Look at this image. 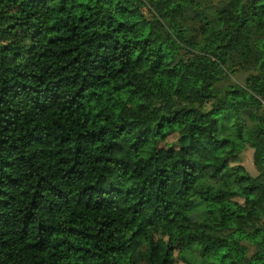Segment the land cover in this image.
<instances>
[{
    "label": "clouds",
    "instance_id": "9594fccd",
    "mask_svg": "<svg viewBox=\"0 0 264 264\" xmlns=\"http://www.w3.org/2000/svg\"><path fill=\"white\" fill-rule=\"evenodd\" d=\"M151 2L156 6L149 0H69L60 11L62 0H48L41 9L27 0H0V88L5 79L10 83L13 77L19 79L21 71L33 73L28 81L33 87L47 86L44 96L39 92L31 99L5 96L0 120L8 108H21L35 117L32 127L48 124L52 133L43 152L44 145H29L9 155L12 140L0 145V167L14 177L21 175L15 164L6 166L3 160L23 155L32 179L20 190L34 193L41 174L55 173L57 199L66 200L54 219L42 217L57 230L39 249L34 245L41 238V219H20L29 204L21 196L20 223L0 228V264H163L166 258L192 264L187 253L193 249L198 252L195 264H264V199L258 198L264 192V0ZM82 16L87 19L81 21ZM65 20L69 26L89 25L83 28L86 35L79 46L56 57H38L40 63L29 64L22 56L12 59L20 45L27 48L35 42L21 31L24 21L62 26ZM11 24L17 27L9 29ZM65 31L61 27V33L48 32L37 39L52 47L53 35ZM96 32L112 33L113 43L119 41L105 66H98L95 54L89 56L83 43ZM9 44L12 47L5 52L4 45ZM41 103L46 119L39 114ZM149 126L153 134L145 140L142 133ZM101 129L109 131L84 147V137ZM20 134L15 128L5 131L0 123V139ZM162 141H176L179 147L162 164L171 174L172 187L165 185L159 192L160 181L153 183V173L160 163L156 147ZM113 143L124 144L117 155L130 162L127 169L107 159L113 153L105 149ZM244 152L251 154L250 167L237 163ZM243 189L253 190L232 200L220 198ZM102 196L105 200L115 196L119 208H96ZM157 208L170 214L175 236L170 233L164 240L171 252L157 248L152 261L140 260L138 253L151 254L160 240V225L154 221ZM101 221H108L112 229L102 234L104 239L78 240L68 231L98 233ZM253 222L261 227L254 237ZM25 226L28 235H23ZM3 240L9 243L4 245ZM65 240L91 247L96 255L85 256ZM247 241L255 247L245 250ZM120 243L126 245V254L107 251Z\"/></svg>",
    "mask_w": 264,
    "mask_h": 264
},
{
    "label": "trees",
    "instance_id": "16d2710c",
    "mask_svg": "<svg viewBox=\"0 0 264 264\" xmlns=\"http://www.w3.org/2000/svg\"><path fill=\"white\" fill-rule=\"evenodd\" d=\"M68 2L69 0H62L63 6L59 10L64 11L68 5ZM149 3L152 7L156 6L152 4L151 0H149ZM27 4L31 5L36 9H41L47 6L48 0H27ZM73 7H75V5H73ZM17 11L22 12L23 9L19 8L17 9ZM30 15H36V13H30ZM80 19L81 21H83L87 19V17L82 16L80 17ZM92 23L95 22L93 21ZM23 24H26V27L22 26L21 31H23L25 35H31L32 40L35 42L31 45V47L27 48L23 45H20L12 59L15 60L17 57L22 56L28 61L29 64L40 63L38 57L42 58L45 54L48 55L49 58H52L56 57L58 53L71 49L74 46H79L77 42L81 41L82 37L86 35L83 32V28L89 27L88 24H83V27H81V24H74L69 26V23L66 20L63 22L62 26L59 23L49 26L48 23L45 21L33 23H28L27 21H24ZM8 27L9 29L16 28L17 25L11 24ZM61 27L66 29V31L63 34L53 35L52 39L49 40V44L52 45V47H48L47 45L41 44L40 40L37 39V37H42L43 34H47L48 32L61 33ZM109 27H111V25H109ZM121 27H123V25H121ZM4 31L7 33L8 29H5ZM15 43L16 42L13 41V44ZM83 43L88 45L89 56L95 54L96 60L99 61L98 66H105V62L112 58V53L110 50L114 51V49L119 46V41L113 43L112 33L109 32L93 33L92 36L88 37L86 40H83ZM11 47L12 45L10 44L4 45V51L6 52ZM40 48L46 49V53L40 52ZM100 49H103V52H101ZM4 59H7V56H5ZM27 66L28 65H25V67ZM46 67L47 65H45V69ZM17 76L19 77V79H17L16 77L12 78V80L14 81L13 83H10L8 79L4 80V86L3 88H0V91H2L4 95L0 96V102H3L5 96H8L9 94L14 97L23 95L26 99L34 98L33 93L35 92H39L41 96H44L46 94L47 86L45 89H40L39 86L33 87L32 84L28 83L29 79L34 78L33 73L21 71L17 73ZM39 79L41 82H43L44 77L41 76ZM52 91L54 92L55 89H52ZM50 94L51 93H49V95ZM38 107L40 108L39 114L41 115V119L48 118L44 115V104L41 103ZM33 119H35V117L32 116L31 112L26 113L21 108H8L6 110L5 118L3 120H0V123L4 124V130L7 131L10 128H15L21 131V134L16 136L15 139H13L12 137H4L3 139H0V145H6L8 144L9 140H12V143L10 145L11 151H9V155H11L12 152L16 151L17 149H26L29 145H44L45 148L40 149V151H46V146L52 142L49 139V137L52 136V133L47 131L50 126L48 124H44L43 126H41V124H36L35 127H32L31 121ZM120 130L122 131L123 128H121ZM107 131L109 130L101 129L99 134L96 132L88 133L84 137L83 146L86 147L90 143H94L96 140L101 139L104 133H106ZM118 134L119 133H115V135ZM152 134L153 129L151 128V126H149L142 133V138L146 140L149 135ZM163 143L164 145H162ZM177 147H179L178 142L173 145L169 144L167 141H162L156 147V152L158 154L157 159L160 161V163L154 170L153 175L155 179H153V183L155 184L157 180L160 181V184L158 185L159 192L164 191L165 185H167L169 188L172 187V185L168 184V180L171 179V174L168 172V169L166 167L162 166V164L169 156H171L176 151ZM123 150L124 144L122 143L110 144L105 149L106 152L113 153L112 156L107 157L108 160L115 159L117 166L123 165L127 169L130 166V162H127L124 159H120L117 155L118 153L123 152ZM81 151H83V147L81 148ZM242 154L243 153L240 154V159L237 161L238 164H240ZM101 159H104V157H101ZM183 163L188 164V161L185 160ZM3 164L6 166L15 164L16 170L20 171L21 175H17L14 177L13 175L4 171L2 167H0V228H7L10 225L20 223V220H18L17 217L19 212L24 211V209L18 208L17 203H23V201L20 200V197L24 196L28 198L29 204L27 205L25 217H22L20 219L25 220L26 222L41 219V223L39 225V228L41 230V238L39 243L37 245H34V247L43 249L49 243L48 237L51 235V232L56 231L57 229L55 224L47 223L42 219V217L48 215L49 220L54 219V215L62 206V203H66V200L57 199V184L53 183L55 173H52L50 176L41 174L39 176V183L37 185L38 190L34 193H29L28 191L20 190L22 185L26 184L29 180L32 179V174L28 171L30 165L26 162L25 157L23 155H20L16 158L15 161H9L5 158L3 160ZM79 175L82 176L83 172H80ZM256 187L259 186H253V188ZM252 190L253 189L237 190L236 192L225 193L220 198L223 199L225 196H227L229 200H232L233 197L244 195L245 193L250 192ZM160 198V195L157 194L156 199ZM258 198L264 199V192L258 194ZM233 203L238 204L239 201H233ZM105 206H115L113 207V211H116L119 208V204L117 203L115 196L107 200H105V198L102 196L101 199L98 200L95 205L96 208H101ZM168 207H171V204H169ZM220 211L223 212V208H221ZM168 215H166L165 212H161L160 209L157 208L156 214L154 216V221L159 223L160 225L158 229L160 240L159 242L155 243V246L152 248L151 254L141 251L138 253V256L142 255L144 259L145 257H147L149 261H152V256L155 254L157 248L163 250L167 247L164 237H166L170 233L175 236V233H172L171 228L169 227L172 224V221L168 219ZM224 219L229 218L225 215ZM224 219H222L220 222L224 223ZM258 219L259 217H257V220ZM199 220H197V222H199ZM165 221L166 223H164ZM100 223L103 224V226L99 229L98 233H92L87 230L75 228L68 229V231L73 233L78 240L91 241L96 239V237H99V239H104V236L102 234L105 233L106 230L112 232V229L108 221H101ZM250 227L255 229L254 232H250V236L254 237L256 233H259L261 231V227L257 226L255 222H253ZM22 231L23 235L29 234L27 226H25ZM111 238V235H109L108 239ZM21 239H23V236H21ZM208 239L211 240L213 239V237L209 236ZM216 239L219 240L220 237L217 236ZM2 243L4 245H7L9 241L3 240ZM64 243H67L70 245V247L75 248L77 252L83 251L85 256H87L88 253L96 255V253L93 252V249L91 247L83 248L75 243H72L69 240H65ZM181 243H183V241H181ZM246 243H248L252 247H255V244L252 241H247ZM94 246L100 247L99 243H96ZM176 246L177 245L175 244L172 245V247ZM167 250L168 252H171V247H167ZM245 250H247V247L245 248ZM107 251L117 254H126V245L124 243L112 244L107 249ZM187 255L189 259L193 258L195 260L198 257V252L196 251V249H193L191 252L187 253ZM192 263H194V261H192ZM163 264H175V261L166 258L164 259Z\"/></svg>",
    "mask_w": 264,
    "mask_h": 264
},
{
    "label": "rangeland",
    "instance_id": "374dc122",
    "mask_svg": "<svg viewBox=\"0 0 264 264\" xmlns=\"http://www.w3.org/2000/svg\"><path fill=\"white\" fill-rule=\"evenodd\" d=\"M169 143V142H168ZM169 144H176V141H172L171 143H169ZM162 145H164V143L162 144ZM240 164H242V165H244V166H249L250 167V164H251V154L250 153H247V152H244L243 154H242V158H241V160H240ZM201 217H197V220H199ZM247 246H250L248 243H246V247ZM139 259L140 260H143L144 258H143V256L142 255H140L139 256ZM191 261H194V263L196 262V259L194 260L193 258H191L190 259ZM194 263H192V264H194Z\"/></svg>",
    "mask_w": 264,
    "mask_h": 264
}]
</instances>
